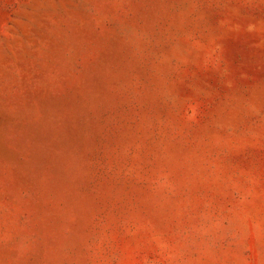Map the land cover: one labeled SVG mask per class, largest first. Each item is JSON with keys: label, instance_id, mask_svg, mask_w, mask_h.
<instances>
[{"label": "rangeland", "instance_id": "374dc122", "mask_svg": "<svg viewBox=\"0 0 264 264\" xmlns=\"http://www.w3.org/2000/svg\"><path fill=\"white\" fill-rule=\"evenodd\" d=\"M0 264H264V0H0Z\"/></svg>", "mask_w": 264, "mask_h": 264}]
</instances>
